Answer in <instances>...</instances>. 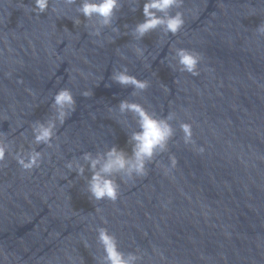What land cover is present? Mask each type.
<instances>
[{"label":"water","instance_id":"water-1","mask_svg":"<svg viewBox=\"0 0 264 264\" xmlns=\"http://www.w3.org/2000/svg\"><path fill=\"white\" fill-rule=\"evenodd\" d=\"M143 2L121 0L113 24L95 36L99 25L78 11L81 0H49L42 13L34 0H0V137L8 145L0 162V264H98L100 227L122 252L138 255L137 264H264V35L257 31L264 0H184L170 10L184 14L179 33L157 29L135 40ZM177 48L201 55L198 76L178 70ZM124 67L149 87L137 92L113 81ZM62 88L72 91L75 111L57 124L51 147L36 145L32 125L54 119ZM123 100L158 118L173 113L174 136L146 176L116 177L115 202L95 201L83 154L113 145L131 154L137 125L119 112ZM181 123L192 125L194 143H184ZM32 149L42 161L25 171L15 156Z\"/></svg>","mask_w":264,"mask_h":264},{"label":"clouds","instance_id":"clouds-1","mask_svg":"<svg viewBox=\"0 0 264 264\" xmlns=\"http://www.w3.org/2000/svg\"><path fill=\"white\" fill-rule=\"evenodd\" d=\"M76 0H65L67 4H73ZM138 3V0H136ZM184 0H144L143 16L144 20L137 23L131 29V35L135 40H141L148 33L162 29L165 35L175 36L180 32L185 24L184 14L176 11L171 14L173 8L179 9ZM35 11L45 12L49 6V0H34ZM135 5V4H134ZM121 8V0H81L78 11L87 19L96 18L99 27H96L92 35L99 36L100 29L113 24L116 13ZM135 6L132 11H135ZM75 24L80 20L76 19ZM117 30L118 29H114ZM257 31L264 35V23L257 27ZM138 56L144 54V49L137 47L135 49ZM174 59L177 62L180 72H187L192 76H198V64L202 57L199 53L187 48H177L174 53ZM111 79L121 85H132L141 92L149 87V81L138 79L135 75L129 74L127 67L114 70ZM22 82V81H21ZM165 90H168L165 87ZM91 91H84L82 95L90 96ZM135 94V93H134ZM53 108L55 109L54 119L45 122L36 121L32 125L33 142L36 145H47L51 147L52 139L55 135L57 124L63 125L66 119L75 111V99L69 88H62L55 93L53 97ZM119 112L132 113L137 130L132 131L129 137L131 145V154L115 145L108 148L102 154L93 156L91 153H84L83 159L88 162L91 177L87 181V192L95 201L110 200L115 202L119 197L120 184L116 177L121 180H132L135 177H144L148 174L147 165L153 162L154 158L168 150V143L174 136V129L170 121L174 119V114L170 113L166 117L158 118L154 113L148 111L141 103L129 100H123L119 104ZM180 128L184 134L185 144H192L193 132L190 123H181ZM8 145L0 137V162L4 161ZM203 152L204 148L198 149ZM43 153L35 149L26 154L17 153L15 159L20 167L25 171H31L38 168L42 161ZM171 168L177 165V159L174 155L169 156ZM66 167L73 170V162H68ZM77 174L83 176V165H75ZM167 171V169H166ZM98 243L103 247L104 255L98 261V264H137L140 257L135 253L125 254L119 248L116 237L106 228L97 229Z\"/></svg>","mask_w":264,"mask_h":264}]
</instances>
